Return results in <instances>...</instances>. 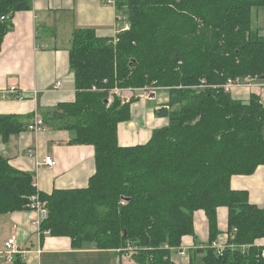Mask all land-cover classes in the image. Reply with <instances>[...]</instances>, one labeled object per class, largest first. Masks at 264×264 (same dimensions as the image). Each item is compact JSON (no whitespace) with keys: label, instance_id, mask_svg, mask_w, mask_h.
<instances>
[{"label":"trees","instance_id":"1","mask_svg":"<svg viewBox=\"0 0 264 264\" xmlns=\"http://www.w3.org/2000/svg\"><path fill=\"white\" fill-rule=\"evenodd\" d=\"M116 6L128 29L115 44L93 29H74L68 54L74 100L40 117L43 128L69 132V144L93 146L95 174L85 189L44 194L33 173L0 155V215L30 209L38 195L46 208L41 236L69 238L75 249L94 244L130 254L135 264H180L175 249L183 237L200 246L194 214L203 211L209 244L190 249L186 264L199 255L202 264H264L255 245L264 239V208L230 187L233 176L264 166V107L256 96L239 101L224 89L228 81L264 79V0H118ZM31 9L32 0H0V47L13 15ZM253 10L263 13L261 28L252 27ZM114 86L166 92L154 114L168 124L144 144L120 146L118 126L130 121L137 100L105 104ZM33 118L0 115V139L27 131ZM218 208L227 209V246L235 247L221 255L210 248L220 234ZM11 264L25 263L15 255Z\"/></svg>","mask_w":264,"mask_h":264},{"label":"crops","instance_id":"2","mask_svg":"<svg viewBox=\"0 0 264 264\" xmlns=\"http://www.w3.org/2000/svg\"><path fill=\"white\" fill-rule=\"evenodd\" d=\"M117 1L107 4L105 0H32L31 10L16 12L11 19L12 28L0 47V115L26 117L32 114L34 123L41 120L48 109L73 101L74 77L68 65L72 32L77 28H90L98 37L114 41L119 33L128 29L125 11L117 9ZM57 82L60 88L55 90ZM12 86L23 100L2 98L1 91ZM230 93L239 101L256 96L264 107V79H250L232 87ZM157 94L145 99L155 104H151L150 109L148 103L142 106L140 109L145 114L138 117L136 123L132 106L141 99L132 104L130 121L118 126L120 146L144 144L154 130L168 124L167 119L154 114L167 102L164 94L157 105ZM122 125H126L123 130ZM70 136L67 131L45 125L41 131L27 130L12 135L7 142L0 139V155L13 168L33 173L38 192L85 189L95 174L94 148L71 145ZM47 156L55 161L53 168L42 164ZM230 187L234 191H246L252 205L264 208V166L258 167L251 176H233ZM227 216L226 208L217 209L220 232L217 240L220 242L227 231ZM42 219L36 209L0 215V264H11L5 261L4 255V245L11 236L16 237L25 264H135L130 254L100 250L94 244L75 249L69 238L41 236L38 224ZM194 230L200 246L196 247L193 238L185 236L181 247H187L188 251L209 244L208 223L203 211L194 214ZM260 242L264 243V239Z\"/></svg>","mask_w":264,"mask_h":264},{"label":"built area","instance_id":"3","mask_svg":"<svg viewBox=\"0 0 264 264\" xmlns=\"http://www.w3.org/2000/svg\"><path fill=\"white\" fill-rule=\"evenodd\" d=\"M107 4H113L114 0H105ZM1 20H5L4 17L1 18ZM116 39H114L113 43L115 44ZM240 83H233L231 81H228L224 85V89L227 91H230L232 87L238 86ZM60 88V82H57L56 85L54 86L55 90H58ZM93 92L97 91L94 87L91 88ZM159 91V89L154 88V87H144V88H138V89H133V88H120L117 86H114L113 89L110 90L109 92V98L107 99V103L110 105L113 101V98L116 97L119 99L121 105L127 104L131 98L135 99H149L151 98V95H155L156 92ZM1 96L4 99H17V100H23L24 97L19 94L18 90L16 87H10L5 90L1 91ZM42 121L41 120H36L33 125L28 127V130L30 131H41L43 129L42 126ZM31 156V154H29ZM42 164L48 168H53L55 166V161L51 156H47L44 158L42 161ZM30 209H36L38 210L41 215L46 216V208H45V203H40L38 200V195H35L31 198V204H30ZM44 216V217H45ZM40 223L38 224V226ZM39 234L41 235V231L39 229ZM47 232H44L43 235H47ZM223 235V240L220 242V240H216L215 242L212 243L211 249L216 251L217 255H221L226 247H229L231 249H234V246H227V241H228V234L227 231ZM262 240V239H261ZM255 245L258 246V248H262L261 255L264 257V243L260 242V240L255 241ZM248 246H240L238 247L241 251H244ZM176 253V260L177 263L180 264H186V261L188 260L189 256L187 254V247H179L175 249ZM23 254L20 252L17 248L16 245V237L11 236L7 242L4 245V255H5V261L7 263H12L13 258L15 255L21 256Z\"/></svg>","mask_w":264,"mask_h":264},{"label":"rangeland","instance_id":"4","mask_svg":"<svg viewBox=\"0 0 264 264\" xmlns=\"http://www.w3.org/2000/svg\"><path fill=\"white\" fill-rule=\"evenodd\" d=\"M263 26V13L261 10H253L252 11V27L253 28H261ZM158 94H157V97H158V102H157V105L159 104L160 105V99L161 97H165L164 94H166V92L164 93V91L160 92V91H157ZM162 93H164L163 95H161ZM167 95V94H166ZM148 103V100H145V99H141L139 100L138 102H136L133 106H132V118H133V121L136 123L137 120H138V117L144 115L145 113L140 109L142 106H145V104ZM151 104H155L154 102L151 103ZM151 104L148 103L149 105V109L151 107ZM148 106L146 107V110ZM163 119H166V118H163ZM126 125H122L120 128L121 130H123V128L125 127ZM201 257L202 255H199L197 257V261H196V264H202V261H201Z\"/></svg>","mask_w":264,"mask_h":264},{"label":"water","instance_id":"5","mask_svg":"<svg viewBox=\"0 0 264 264\" xmlns=\"http://www.w3.org/2000/svg\"><path fill=\"white\" fill-rule=\"evenodd\" d=\"M151 97H153V95H151ZM104 103L107 104V100H104ZM45 215H43V218H44Z\"/></svg>","mask_w":264,"mask_h":264}]
</instances>
